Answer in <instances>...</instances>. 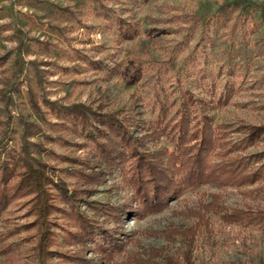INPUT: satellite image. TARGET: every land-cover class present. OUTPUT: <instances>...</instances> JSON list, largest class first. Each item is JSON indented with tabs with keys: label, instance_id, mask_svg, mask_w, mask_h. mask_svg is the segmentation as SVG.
I'll return each instance as SVG.
<instances>
[{
	"label": "rangeland",
	"instance_id": "374dc122",
	"mask_svg": "<svg viewBox=\"0 0 264 264\" xmlns=\"http://www.w3.org/2000/svg\"><path fill=\"white\" fill-rule=\"evenodd\" d=\"M106 2V9L116 10L129 22L138 23L134 39L118 41L120 36L90 9L88 0H0V59H6L0 63V78L5 69L15 66V60L20 57L19 41L23 39L25 44L33 45L31 49L23 48V58L46 61L42 65L48 71L46 90L42 92L36 87V91L51 101L63 105L82 102L116 111L134 109L149 117L154 115L151 102L157 89L164 88L170 103L178 102V106L180 86L188 88L197 98L215 100L226 85H233L230 102L217 109V122L264 123V19L259 12L244 17L245 9L239 6L242 4L238 0ZM50 5L56 8L50 11ZM64 8L72 9L80 22L74 13L61 11ZM39 40L50 41V49L41 48ZM27 91L24 83L21 94L17 95L19 101L26 100ZM41 106L44 111L48 110L44 103ZM47 112L48 121L34 114L41 121L43 132L31 138L37 143L32 154L44 162L47 174L54 180L48 192L59 206L54 210L56 222L65 223L63 212L71 209L70 203L61 199L62 188L72 192L82 187L85 200H80L79 205L88 214L93 213L94 202L103 205L101 210L127 202L132 191L119 167L106 171L99 179L84 181L83 174L97 169L94 165L87 169L77 165L78 158L91 164L96 159L88 151V145L76 144L84 142L81 133H71L53 111ZM13 113L28 116L31 109L22 105ZM144 132L138 127L130 132V136L141 139V151L146 148L155 151L167 145L166 137L143 138ZM13 138L10 132L4 141L6 151L17 145ZM260 148L264 149V143ZM260 186L264 187V179L242 188L202 184L171 198L159 212L119 217L110 222V227L127 234L123 240L125 249L121 253L117 251L112 262L102 264H128L132 254L142 247L166 245V239L150 234H159L170 227L191 226L196 218L190 211H196L203 202H210L214 193L223 194L224 204L229 207L256 204L260 198L243 196L242 191ZM88 188L92 190L86 191ZM132 205L135 207V202ZM30 206L31 196L16 198L0 216V263L8 257L9 244L20 247L12 254L15 258L27 259L32 254L34 242H29V238L36 232V227L33 228L36 216ZM211 219L214 231L212 235L205 233L199 237L196 264L231 261L264 264V239L254 228L224 224L218 214ZM55 228L58 234H64L60 227ZM179 246V242L174 244ZM69 248L77 250L76 245ZM99 256L95 250L86 253V258L97 261ZM58 259L57 256L55 260ZM26 263L14 261V264ZM154 264H161L160 260L156 259Z\"/></svg>",
	"mask_w": 264,
	"mask_h": 264
},
{
	"label": "trees",
	"instance_id": "16d2710c",
	"mask_svg": "<svg viewBox=\"0 0 264 264\" xmlns=\"http://www.w3.org/2000/svg\"><path fill=\"white\" fill-rule=\"evenodd\" d=\"M88 2L99 19L106 21L117 37L120 36L118 41L136 37L137 22H129L116 10L106 9V0ZM238 4L245 9L244 17L259 12L264 19V0H238ZM49 7L50 11L56 8ZM61 11L70 15L74 13V17L76 15L70 8ZM75 19L80 22V19ZM38 44L46 50L51 47L50 41L39 40ZM26 46L27 49L33 47L21 39L18 48L21 58L15 60L13 68L5 69L0 78V216L14 199L31 196L30 211L36 216L33 225L36 232L29 238V242H34V248L27 259L22 256L15 258L12 254L20 247L9 244L8 257L0 264H14L17 259L26 264L112 262L117 251H124L123 240L127 234H120L110 227L111 221L129 214L159 212L171 198L202 184L242 188L264 179V149L260 148L264 143V123H247L243 120L217 122V109L219 105L230 102L233 85H226L215 100L197 98L188 88L180 86L181 101L178 106V102L170 103L164 88L157 89L151 102L154 115L149 117L142 116L134 109L106 110L101 105L94 107L82 102L63 105L37 93L36 87L42 92L46 90L48 71L42 68L46 61L23 58L21 54ZM5 60L0 59V63ZM24 83H27V98L19 101ZM41 103L48 108L47 111H53L62 120L63 127L71 133H81L84 142L76 144L88 145V151L96 159L97 162L91 164L78 158L77 165L86 169L94 165L97 169L83 174L84 181L89 183L92 179H99L106 171L119 167L126 185L132 191L127 202L117 208L105 206L102 210L100 207L103 205L94 202L91 206L94 211L88 214L79 205L80 200H85L82 187L74 188L72 192L62 188L61 199L70 203L71 209L63 212L65 223L56 222L54 210L59 206L52 201L48 192L54 180L47 174L44 162L32 154L33 146L37 143L32 142L31 138L43 132L41 121L34 114H39L42 121H48V112L42 109ZM22 105L29 106L31 114L19 113L15 116L13 112ZM11 124H14L13 128ZM134 127L145 131L143 138L160 140L166 137L167 145L155 151L149 148L141 151V139L130 136ZM10 132L14 134L12 140L18 143L6 151L4 141ZM255 147L260 150L250 151ZM91 190L88 188L86 191ZM242 194L260 200L253 205L229 207L224 204L223 194L214 193L210 202H203L196 211H190L196 218L191 226L170 227L159 234H150L163 237L167 244L142 247L132 254L128 264H154L156 259L161 264H196L195 250L199 237L205 233L212 235L214 228L211 218L214 214H218L224 224L254 228L264 239V187L242 191ZM134 202L135 207L132 205ZM55 227H60V232L64 234H58ZM178 242L180 246L174 247ZM72 245H76L77 250L71 251L69 247ZM93 250L101 254L98 261L86 258V253ZM57 256L59 259L55 260ZM229 264L247 263L231 261Z\"/></svg>",
	"mask_w": 264,
	"mask_h": 264
}]
</instances>
